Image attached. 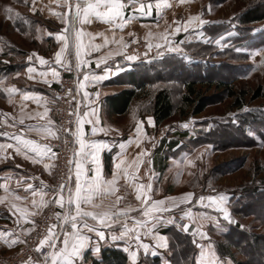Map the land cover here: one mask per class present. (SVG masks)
<instances>
[{"label":"rangeland","instance_id":"1","mask_svg":"<svg viewBox=\"0 0 264 264\" xmlns=\"http://www.w3.org/2000/svg\"><path fill=\"white\" fill-rule=\"evenodd\" d=\"M13 1L0 0V34L2 38L26 44V40L11 28L10 16L5 11L6 7H12ZM196 1L195 4L192 0H185L194 4L189 7L188 3L180 0L174 10L178 20L176 17L174 20L169 19L174 24L186 22L192 16H199L205 21L201 31L190 27L187 31L181 30L175 35H169L170 40L181 38L184 41L179 44L173 42L174 46L181 49L180 53L169 52L166 47L148 49L146 45H141L143 43L135 42L127 48L125 54L138 57L132 60V64L141 63V77L153 75L147 82L148 88L168 89L177 107L184 90V76L187 75L197 83V87L202 88V94L208 100L205 110L196 115L189 112L180 115L177 112L160 126L153 125V122L148 126V118L151 116L147 114V108L150 101L138 97L133 101L131 110L125 115L115 116L113 121L126 126L129 122L132 126L143 122L146 126L145 134L133 140L132 155H138L141 151L143 155H164L166 159V155H181L175 161L165 163L163 171L158 174V187L151 192V196L153 199L165 200L168 204V197L179 201L185 194L192 193L191 202L181 203L170 211L172 217L191 208L194 214H210L215 219V216L220 218L219 226L215 224V227L208 223L210 220L203 221V229L209 224L207 232L209 230L210 234V239L203 244L214 247L216 242L225 241L222 233L234 223H238L247 236L250 233L260 234L264 240V63H261L264 60V32L258 31L264 29V19L242 22L246 10L257 6L264 9V0ZM193 9L194 13H190L188 18L185 11ZM230 32L233 35L229 37ZM217 39H221L220 44L216 43ZM186 45L189 47L185 48ZM237 48L243 50L237 52ZM158 52L162 55L158 56ZM173 58H180L187 65L199 63L204 68L203 77L206 78L198 77L200 72L197 69L188 74H180L178 67L168 66ZM219 80L226 81L230 89L240 95V105H234V97L229 96L226 89L208 86ZM121 86L129 85L115 87ZM258 87L261 96L252 98ZM184 124L188 127H184ZM174 132L184 133V136L177 137ZM173 139H177L178 145L168 149L167 144ZM209 195H224L229 210L236 208L235 211H229L234 223L223 221L221 213L206 206L207 200L200 203V196ZM214 212H218V215ZM230 239L235 243V239ZM241 243L242 253L252 251L254 264H264L262 242L255 243L248 239L245 244L244 241ZM196 251L195 262L200 258V249L196 248ZM231 251L234 253L233 259L228 256L219 257L230 260L232 264H247V258L240 250L232 247Z\"/></svg>","mask_w":264,"mask_h":264},{"label":"crops","instance_id":"2","mask_svg":"<svg viewBox=\"0 0 264 264\" xmlns=\"http://www.w3.org/2000/svg\"><path fill=\"white\" fill-rule=\"evenodd\" d=\"M179 1L180 0H166L168 6L163 7L158 14L155 9L156 0H139V2L145 4L151 3L153 5L151 15L140 16L137 12L134 18L129 21L123 30L116 28L113 24L100 21L94 16L90 17V23H86L79 27H82L83 31L86 33L95 36L94 43L98 45L104 43L105 37H108L111 41L113 36H115L117 41L123 37V40L128 43V48L131 46L132 41L143 43L141 44L143 46L147 45L149 42L153 44L162 43L159 37L165 32L171 33L177 27V23H170L169 19L174 20L176 17V20H178L176 11L174 12V10L176 6L175 4ZM192 1H194L195 4L197 2L196 0ZM124 2H126V0H124ZM62 3L63 0H34V3L33 0H14L11 7V14H6L10 16L9 22L11 28L18 35L22 36L27 43L24 44L23 42L13 41L7 37L2 38L0 34V144L13 145V147L0 149V184H6L9 192L13 193V195H9L8 193H5L3 188H0V197L3 198L0 200V231H3L7 234L5 237L0 238V255L15 250L20 243L25 241L32 233H34L37 230L46 210L50 206L55 205V197H53L52 192L50 191L51 189H55L53 185L55 175V158H45L43 161L34 163L33 159L36 158L35 153L27 152L25 155V150L17 154L15 148L16 141L11 139V136L20 135L26 139L35 140L40 144H45L44 141L46 140H54L52 137L39 134L35 131H29L27 126L37 124L43 125L46 124L50 119L53 122L52 127L57 130L53 112L52 95L54 90L57 88L60 77L68 71L65 69V67L55 63V53L59 51L62 43L55 39V35L58 33L62 34L63 30L67 27V25L55 15L57 12L67 11L66 8L60 7V4ZM188 4L187 5L189 7L194 6V4L191 2ZM33 7H35L36 11H33ZM138 7L139 4H137V8ZM194 11V9L190 11L186 10L185 13L189 18L190 13H194ZM17 13L19 16H17ZM133 15L134 13L131 7L125 9V18L132 17ZM184 23L185 22L180 23L179 25L182 27ZM201 27L202 26L198 28L194 27V29L201 31ZM149 32L152 33L151 37H148L147 35ZM49 33L52 35H49ZM130 33L132 35H129ZM171 41L175 42V44H179L182 39L178 38ZM119 49V44L110 42L107 46L102 47L99 51H93L89 56L83 57L84 59L90 61V63L86 68L78 70L75 67V49L72 47L70 41L69 52H67L65 57L62 58V64L67 63L71 70L77 73L79 81H83L84 72H91L95 75L106 77L99 83L87 85L86 88L81 90V92L78 94L79 101H81V115H83V111L87 110L84 105L88 103V101L83 100V91L86 90L93 94L90 97V100L94 103V106L98 112L100 121L98 127L105 129V131H98L95 136H92L90 131L91 126L89 124L84 125L85 132L89 138L103 141L108 145V147L103 149L99 154L103 165L102 172L105 179L112 178L113 172L115 171L114 163L116 162L117 154L121 151L119 147L121 143L125 144V152L122 159L125 160L126 164L131 163V161L137 157V155H132L133 140L136 141L137 137L141 138L143 134H145L146 129V126L143 122L142 124L137 122V124L134 126H132V123L129 122L126 126L113 121V118L119 115L110 114L106 105L104 104L105 96L110 95L123 87H115L118 85L115 84V78L129 69L133 62L124 59V55H116L115 53ZM110 52L112 53L111 56H109ZM34 53L36 55H33ZM29 56H33L31 61L28 59ZM37 56L43 57L46 61H48V63L45 65H40ZM102 57L106 58V62L100 63V65L97 66V60ZM151 58H153V56H151ZM29 67L35 68L36 72L29 74L27 71ZM50 68H54L57 71L58 78L54 79L51 76ZM106 68L108 69L107 72L105 71ZM40 71L49 73L48 77L46 78L48 80L47 84L44 83L45 78L39 76ZM9 87H15L18 91L9 96V94L5 91V89ZM26 92L36 93L47 98V107L49 108V112L48 116L44 120H41L38 116H36L37 112L43 113L44 106L38 105L32 99L23 100V94ZM97 92L99 93L98 97L95 95ZM129 110H131V108ZM21 119H23L24 123H20ZM151 120L154 125L152 117ZM147 124L149 126V122ZM137 125L141 127V133L139 135H137L136 132ZM142 131H144V133ZM3 133H8L9 135L5 136ZM76 147H78V145H76ZM141 153H143V151H141ZM104 154H107L106 160ZM180 156L181 155H167L168 159H166L164 155H141L140 159L143 162L140 165L139 171L136 173L137 177H139L138 183H142L144 185L151 183V192H153L156 190V187H158V174L163 171L165 163L173 162ZM45 164H49V169H45ZM72 168L74 169V165H72ZM130 171L132 170L130 169ZM89 175H91V173H89ZM5 177L8 179L5 180ZM42 181L45 185L49 186L47 189H45V191L48 192V195L45 196V200L52 199L53 202L43 208H33V197L31 191L28 190V185H32L33 189H39L41 187ZM71 184L74 190V174ZM117 187L119 190L117 191L116 196H121L123 198L118 207H131L137 210L141 207V202L136 200L137 193L132 187L126 185V182L122 177L118 180ZM151 192L149 193L150 198L152 200H158L153 199ZM67 195L68 194L65 191V198H67ZM17 196L20 197V199H16ZM35 199L37 202H39V197H35ZM111 200L114 201L115 196L111 197ZM107 202L110 201H106V203ZM166 205L169 206L170 210L166 213H163V215L165 217H172L173 213L170 211H172V209L175 207H171L170 203ZM56 206L58 212L63 213L64 209L58 205ZM224 206L229 211L228 204L225 203ZM20 209H25L27 211L26 217L21 216L19 211ZM189 209L191 211L193 210L191 208H187V210ZM86 210L92 209L87 208ZM181 214L182 213L174 215L181 216ZM213 214L218 215V212H214ZM207 215L211 216L210 214ZM130 216H139V211L131 212ZM215 217L217 218L215 219L213 217L215 221L220 220V218L217 216ZM220 217L221 219L223 218L222 215ZM185 221L187 223L189 222L187 219H185ZM215 221L210 220L208 223L212 227H215ZM131 223V220H129V226H131ZM209 224L206 225L205 229L202 227V231L207 233V238L204 240H201L198 235L193 236L191 234L192 229L196 225L190 224L189 232L187 234L192 237L193 241H196L194 244L197 249V244H203L208 238L210 239L209 230L207 232ZM56 225V231H59V222H57ZM113 227L116 228L117 232L119 231L118 226ZM174 227L177 228L175 225L163 224V226L159 227L158 229L160 234L168 237L169 244L170 240L167 231L168 229ZM68 230H70V228ZM102 230L105 231L106 240L99 241L100 248L110 246L123 250V247L125 246L123 241L112 242L111 231L109 229ZM90 235L92 236V243H97L95 234L92 233ZM5 239L17 240L18 242L5 243ZM144 242L149 244L155 243V241L151 240L150 238H144ZM133 250H135L134 247ZM49 251H51V249H49ZM157 251L158 253H162V255L158 254L156 256L160 257L163 261L167 259V256L170 253L169 250L165 249H159ZM88 253V255L93 258H98L100 254V252L93 254L90 251ZM126 254L128 258V264H131L128 253ZM141 257L151 258L154 256L150 254L145 256L141 250L138 255V260ZM86 262L87 264H91L90 258L87 259ZM40 264H44V260H41Z\"/></svg>","mask_w":264,"mask_h":264},{"label":"snow or ice","instance_id":"3","mask_svg":"<svg viewBox=\"0 0 264 264\" xmlns=\"http://www.w3.org/2000/svg\"><path fill=\"white\" fill-rule=\"evenodd\" d=\"M34 3V0H33ZM137 4L139 7L137 8ZM166 0H156L155 9L159 14L163 7H167ZM60 7L66 8L65 12H57L55 15L61 19L67 27L63 30L62 34H56L55 39L61 43L59 51L55 53V63L65 67L66 70H71L67 63L62 64V58L65 54L69 52L70 41L72 47L75 49V67L78 70H82L88 66L90 61L84 59L83 57L89 56L93 51H99L102 47L107 46L110 42L117 43L120 45V49L116 51V55H124V59L132 61L137 59L136 55H125V51L128 48V43L123 40V37L119 41L113 36L110 41L108 37L104 38L103 44H95V36L83 31L82 26L86 23H90V17H95L100 21L105 23L113 24L116 28L123 30L125 26L132 20L135 14L138 12L140 16L151 15L153 5L151 3L145 4L139 2V0H63ZM131 7L133 9L134 15L132 17L125 18L124 11L126 8ZM6 13L11 14L12 9L10 7L5 8ZM33 11H36L33 7ZM17 16L19 14L17 13ZM234 19H238L234 18ZM205 23L204 20L200 19L199 16L190 17L181 27L177 22V27L171 33L165 32L159 39L162 43H151L149 42L146 47L151 49L153 46L157 49L167 48L169 52L180 53L181 49L173 45V42L168 38L169 35H175L181 30L187 31L190 27H200ZM254 32L257 30H253ZM258 31L264 32V29ZM49 35H52L49 33ZM102 35V34H98ZM129 35H132L131 33ZM148 37L152 36L149 32ZM229 37L233 33H228ZM87 38V40H86ZM222 39V38H221ZM221 39H217L216 43L220 44ZM206 42V41H205ZM135 43V41H132ZM180 43H184L181 41ZM243 49L237 48L236 51L240 52ZM261 53H252V55ZM33 55H36L35 53ZM112 53H109L111 56ZM162 55L158 52V56ZM28 59L31 61L33 56H29ZM38 62L40 65H45L48 63L43 57H38ZM106 62V58H100L97 60V66L100 63ZM264 63V60L261 61ZM107 68L105 71L107 72ZM29 74L36 72V69L29 67L27 69ZM51 76L55 79L58 78V73L54 68H50ZM49 73L45 71H40L39 76L44 77V83H48L46 79ZM105 76L95 75L91 72L83 73V81L78 80V86L76 88L77 94L84 90L87 85L99 83L101 80L105 79ZM5 91L11 96L18 90L15 87L6 88ZM68 95L70 97L69 102L75 100L76 97L72 95V90L69 89ZM92 93L88 91H83V100L88 101L84 107L87 109L83 111V115L80 114V103L76 102V109L74 112H70V116H75V128L74 129H64L66 133H69L73 139L72 148V159L68 161V164L74 165V169L69 167L67 180H62L58 185L57 189H51L55 205H58L64 209L63 213L56 212V220L60 224V230L56 231L57 225L53 224L49 229L47 235L39 240L36 247V251L40 252L41 249L47 245L51 251L44 255V264H87L86 254L90 251L93 254L99 253L101 248L99 246V241H105L106 235L105 231L102 229H109L111 231V241H123L124 247L123 251L128 253L131 264H138V255L142 250L144 255L156 256L158 254L157 250L165 249L169 250L168 237L160 234L159 227L163 224L175 225L177 228L181 229L184 233L189 232L190 224H195L196 226L192 229L193 236H199L201 240L207 238V233L202 231L203 221L213 220V217L206 214L193 213L190 209L184 210L179 218L176 220L173 217H165L163 213L168 212L169 206L166 205L165 200H152L149 193L152 191V184L148 183L144 185L138 183L139 177L136 173L139 171L140 165L143 162L140 156L144 153L138 154L137 157L131 161V163L126 164L125 160L122 159L125 152V144L121 143L119 145L121 151L117 154L116 162L114 163V169L112 178L105 179L103 176V165L100 159V153L103 149L107 148L108 145L100 140H94L87 136L84 125L89 124L91 126L90 131L92 136H95L98 131H105L104 128L98 127L100 121L98 117V112L94 103L90 100ZM98 97L99 93H95ZM32 99L38 105L44 106L43 113L37 112L41 120H44L48 116L49 108L47 107V98L40 96L36 93L26 92L23 94V100ZM23 110V109H22ZM245 111H250L245 109ZM149 124H152V120L148 118ZM20 123H24L23 119ZM52 121L49 119L46 124L40 125H28L29 131H35L39 134H43L54 139H58L57 130L52 127ZM188 127L187 124L183 125ZM137 135L141 133V127L137 125L136 127ZM3 135L8 136V133H3ZM11 139L16 141V152L17 154L25 151L35 153L33 162L43 161L45 158L52 159L55 158V153L48 144H40L35 140L26 139L20 135L11 136ZM67 143V141H65ZM78 145V147H76ZM8 147H13V145H3L0 144V149H5ZM51 154V155H50ZM191 163V161H188ZM126 165V166H125ZM123 166V167H122ZM45 169H49V164L44 165ZM130 169L132 171H130ZM91 173V175H89ZM75 177L74 190L71 184L72 177ZM123 178L127 186L132 187L136 194V200L141 202V207L137 210L131 207L120 208L118 205L122 202L121 196H116L118 180ZM8 178L5 177V180ZM49 186L45 185L43 181L41 182V187L39 189H33L32 185H28V190L31 191L33 200V208H43L48 204L52 203L53 200H45V196L48 192L45 191ZM0 188H3L5 193L13 195L9 192L6 184H0ZM67 192V198L64 196V192ZM115 196V200H111V197ZM193 194H185L179 201L174 198L168 197L166 200L170 202L171 207H178L181 203H187L191 201ZM39 197V202L35 199ZM3 198L0 197V200ZM20 199V197H16ZM207 200L206 205L209 208H213L222 214V217L229 224L234 223V219L231 216L228 209L224 206L227 198L224 195L214 196L209 195L207 197L200 196L199 201L201 204ZM106 201H110L107 202ZM15 207V205H14ZM91 208L92 210H86ZM21 216H27V211L25 209L19 210ZM139 211V216H130L131 212ZM187 219L189 223L181 224L180 221ZM129 220H131V226H129ZM91 221V222H90ZM217 226H219V221H215ZM113 226H118L119 231ZM70 228V230H68ZM143 230V231H141ZM94 233L97 238V243H92V236L90 234ZM7 234L0 231V238L5 237ZM62 237V239H61ZM144 238H150L155 241L154 244H149L144 242ZM17 240L5 239V243H16ZM59 242V243H58ZM196 243V241H193ZM133 247L135 250H133ZM200 249L199 260L195 264H232L230 260H222L216 253L214 247L211 244L205 245L202 243L197 244ZM27 264H34L30 259ZM39 264V261L35 262ZM163 264H172L171 261L165 259Z\"/></svg>","mask_w":264,"mask_h":264},{"label":"trees","instance_id":"4","mask_svg":"<svg viewBox=\"0 0 264 264\" xmlns=\"http://www.w3.org/2000/svg\"><path fill=\"white\" fill-rule=\"evenodd\" d=\"M242 18L243 23H250L263 20L264 9H260V7L258 6L248 9L243 14ZM206 31L210 33L208 30ZM188 47L189 45L185 46V48ZM192 55L194 56L193 53ZM173 61H175V63L178 62V64L174 65L175 63L173 64ZM140 64L141 63H136L134 65L132 64L131 68L127 69L117 78H115V84H127L129 86H123L118 91L105 96L104 104L106 105L110 114L119 116L125 115L131 108L133 101L138 97H144L149 99L150 102L147 108V114L152 117L155 126H160L164 122L170 120L177 112L180 115H184L187 112L196 115L205 110L208 105V100L206 96L202 94V88L197 87V83L193 80H190L187 75L184 76V79L186 77L184 82V90L179 98L178 104L180 105L177 107L174 101L172 100V96L168 89L164 87H159L157 89L150 90L148 88L147 82L149 81V79H151V76L153 75H149V77H141ZM168 66L171 68L178 67V69L181 71L180 74H188V72L196 69L200 72L198 74V77L202 78L205 74L203 66L199 63H191L190 65H187L180 58H173ZM203 78H206V76ZM208 86H215L217 89H226L229 92V96L234 97V105L238 106L241 104L239 102L241 99L240 95H236L230 89L229 84L226 81H215L213 83H209ZM243 96L244 95H242V97ZM259 96H261V93L260 88L258 87L252 98H257ZM173 134L177 137L184 136V133L180 132H174ZM177 145V139H173L168 142L167 148L172 149ZM104 155L106 160L107 154ZM230 209L231 211L236 210V208ZM167 233L169 235L170 240L169 249L171 250L169 255L167 256V259L171 261L172 264H195V257L197 251L196 246L193 243L192 237L189 234L184 233L181 229L175 227L168 229ZM246 234L247 233L244 230L240 229L238 223L229 225L228 229L224 233H222V237L226 240L223 242L218 241L215 243L214 248L217 255L228 256L233 259L234 253L231 251V248L233 247L237 250H240V252L242 253L241 242L244 241L245 244L248 239H251L255 243L262 242L264 244L263 237L260 234L257 235L255 233H250L248 234V236ZM230 237L232 239H235V243L231 242L232 240L230 239ZM262 250L263 249H261V251ZM88 254L89 253L86 254V260L90 258L91 264H128L127 254L119 248L110 246L103 247L101 248L98 258L90 257ZM242 254L245 256V258H247V264H254V257L252 255V251L244 252ZM138 264H163V262L158 256H154L151 258L141 257L138 260Z\"/></svg>","mask_w":264,"mask_h":264},{"label":"built area","instance_id":"5","mask_svg":"<svg viewBox=\"0 0 264 264\" xmlns=\"http://www.w3.org/2000/svg\"><path fill=\"white\" fill-rule=\"evenodd\" d=\"M79 77L73 70H68L62 75L58 81L57 88L54 90L53 99V112L56 121V128L59 138L52 141L46 140L45 144H49L55 155V175H54V188L57 189L62 180H67L69 167L68 161L72 159L73 137L64 131V129L75 128V116H70V112H74L76 109V102L79 101V95L76 92L78 86ZM69 89L72 90V95L76 97L75 100L69 102L70 97L68 95ZM67 141V143L65 142ZM58 212L57 206H50L37 230L32 233L25 241L20 243L18 247L9 251L6 254L0 255V264H27L31 259L35 262L44 260V255L49 252V248L45 245L40 252L36 251V247L40 239H42L47 233L48 229L56 224L55 213ZM176 220H179V216H174ZM181 224L185 223V220L180 221Z\"/></svg>","mask_w":264,"mask_h":264}]
</instances>
